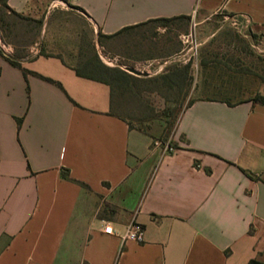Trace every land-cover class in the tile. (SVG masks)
<instances>
[{
    "label": "crops",
    "instance_id": "crops-1",
    "mask_svg": "<svg viewBox=\"0 0 264 264\" xmlns=\"http://www.w3.org/2000/svg\"><path fill=\"white\" fill-rule=\"evenodd\" d=\"M7 3L32 17L45 5L44 24L65 4L95 44L99 31L158 32L152 40L161 44L176 21L158 19L183 15L196 25L264 23V0ZM162 52L148 49L140 61L180 50ZM21 65L26 77L0 56V264H264V104L195 98L167 137L176 150L164 154L152 144L164 123L130 128L112 113L107 84L77 75L56 54ZM132 221L144 240L122 244Z\"/></svg>",
    "mask_w": 264,
    "mask_h": 264
},
{
    "label": "rangeland",
    "instance_id": "rangeland-1",
    "mask_svg": "<svg viewBox=\"0 0 264 264\" xmlns=\"http://www.w3.org/2000/svg\"><path fill=\"white\" fill-rule=\"evenodd\" d=\"M45 8V5L39 7L40 12ZM76 14L65 4L52 8L48 23L43 24L41 35L29 49L30 54L26 58L37 55V49L42 48L45 53L62 56L68 64L77 65L80 61L78 50L81 39L86 44L93 34L87 23L83 19L79 20ZM225 19H214L195 26L192 22L187 25L176 21L170 25L171 30L161 32L169 37L168 41L161 44L158 40H152L158 37V32L148 35L143 32H124L112 39H105L104 48L97 43L96 49L104 64L118 66L128 73L125 67H133L138 74H130L138 77L162 73L169 64H190V84L186 93L179 94L175 90L166 92L165 89L145 90L141 92L144 102L140 103L137 98L125 99L126 102L117 112L128 119H140L144 128L152 126L156 129L162 121L164 131L158 138L161 139L166 128L174 129L190 99L222 98L235 102L256 95L264 96V23L251 24L238 19L237 25H233L232 17ZM1 46L4 51L5 47L8 48L3 43ZM152 48L164 50L159 54L174 48L180 52L168 58L140 61L142 57L149 56L146 52ZM166 96L170 98L166 99ZM166 108L169 109V116L163 115Z\"/></svg>",
    "mask_w": 264,
    "mask_h": 264
},
{
    "label": "trees",
    "instance_id": "trees-1",
    "mask_svg": "<svg viewBox=\"0 0 264 264\" xmlns=\"http://www.w3.org/2000/svg\"><path fill=\"white\" fill-rule=\"evenodd\" d=\"M7 1L8 0H0V42L5 45L11 46L13 51L12 53L7 54L2 50L0 46V56H2L12 66L19 68L26 77L27 73H29L30 71L22 67L21 60L29 56V49L37 42L41 35L44 18L46 15V8L43 12H41L39 17H32L14 11L8 6ZM73 8L80 9L79 7ZM158 21L162 23H168L170 21H181L185 22L188 25L190 17L183 15L179 17L158 19ZM121 32L122 31H118L115 34L106 36L99 31L97 36V43L99 44V46L104 48L105 39H112L120 35ZM37 55L52 56V54L45 53L42 48H39ZM78 57L80 61L73 67L76 74L107 84L110 87V105L112 107V113L125 120L130 128H136L143 132H146V129L142 125V121L140 119H128L117 112V109L126 102L125 99L137 98L138 101L142 103L144 101L141 97V92L145 90L156 91L165 89L166 92L175 90L179 94L182 92L186 93V90L190 84L189 63L183 66L177 63L166 65L162 73H158L149 77H138L128 73L118 66H108L104 64L100 59L93 36L89 41H87L86 44L84 40L81 39V42L79 44ZM44 78L48 81H53L50 78ZM149 85H152V87H149ZM169 98V96H166V99ZM194 100L195 99H190L187 102L185 108L190 106L194 102ZM250 100L253 103L264 104L263 95H256L250 98ZM224 102H226V104H228L229 106H233L241 103L242 100H238L235 102L226 100ZM168 110V108L163 110V115L169 116ZM134 121H136V123H133ZM172 131L173 129H171V127L166 128L164 136L160 140L167 139ZM61 174L64 178H68V169L62 168ZM76 182H78L83 188H88L85 183L80 181ZM248 264L260 263L256 260H251Z\"/></svg>",
    "mask_w": 264,
    "mask_h": 264
},
{
    "label": "built area",
    "instance_id": "built-area-1",
    "mask_svg": "<svg viewBox=\"0 0 264 264\" xmlns=\"http://www.w3.org/2000/svg\"><path fill=\"white\" fill-rule=\"evenodd\" d=\"M232 19H233V25H237L238 19L235 17H232ZM193 25L195 26L196 23L193 22ZM152 144L154 146L160 147L162 153L164 154H171L176 150V146H174L168 139L165 140L155 139L152 142ZM103 230L105 233L108 234L114 233V230L110 224H106ZM120 238L122 244L127 241H135L141 243L144 240V229L138 222L132 221L120 233Z\"/></svg>",
    "mask_w": 264,
    "mask_h": 264
},
{
    "label": "water",
    "instance_id": "water-1",
    "mask_svg": "<svg viewBox=\"0 0 264 264\" xmlns=\"http://www.w3.org/2000/svg\"><path fill=\"white\" fill-rule=\"evenodd\" d=\"M125 68L132 74H138V71L133 67L126 66Z\"/></svg>",
    "mask_w": 264,
    "mask_h": 264
}]
</instances>
